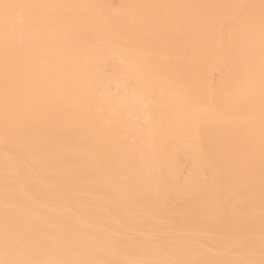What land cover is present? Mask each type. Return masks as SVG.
<instances>
[{
	"label": "bare ground",
	"instance_id": "6f19581e",
	"mask_svg": "<svg viewBox=\"0 0 264 264\" xmlns=\"http://www.w3.org/2000/svg\"><path fill=\"white\" fill-rule=\"evenodd\" d=\"M0 264H264V0H0Z\"/></svg>",
	"mask_w": 264,
	"mask_h": 264
}]
</instances>
